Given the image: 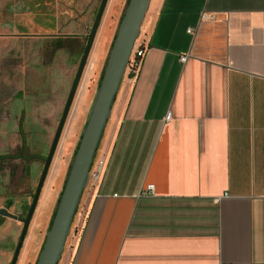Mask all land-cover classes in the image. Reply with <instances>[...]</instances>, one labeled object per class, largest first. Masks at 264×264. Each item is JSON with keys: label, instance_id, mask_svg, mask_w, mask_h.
I'll use <instances>...</instances> for the list:
<instances>
[{"label": "crops", "instance_id": "obj_1", "mask_svg": "<svg viewBox=\"0 0 264 264\" xmlns=\"http://www.w3.org/2000/svg\"><path fill=\"white\" fill-rule=\"evenodd\" d=\"M122 2L108 1L93 67ZM33 10L34 0H0V68L20 56L26 89L34 77ZM142 34V69L123 78L99 146L102 181L83 193L59 264H264V0H152ZM16 106L0 110V150L7 146L0 155L20 149L24 159L34 104L21 116ZM47 181L36 217L47 207L51 222L64 188ZM148 184L155 194H142ZM19 198L18 213L29 196ZM7 200L0 208L15 209ZM11 221L0 264H10L23 227ZM27 251L19 264L32 262Z\"/></svg>", "mask_w": 264, "mask_h": 264}, {"label": "rangeland", "instance_id": "obj_2", "mask_svg": "<svg viewBox=\"0 0 264 264\" xmlns=\"http://www.w3.org/2000/svg\"><path fill=\"white\" fill-rule=\"evenodd\" d=\"M35 3L33 85L28 86V89L21 87L23 86V80H25L23 77L25 78V75L23 76L20 69L22 63L20 56L13 54L12 64L14 66L10 64V60H5L4 62L7 66L0 68V110H3V105H10V102L13 100L18 106H16V114L21 116L23 109L28 110L29 108L31 110L30 103L33 102L34 104V113L31 114L30 112L25 120V131L29 147L24 152V159L20 158V149H15L16 151L13 149L14 153L9 151L5 155H0V202L5 203V200L8 199L6 204L9 205L11 201H16V208H11L10 212L21 217H26L27 215L28 206H30L32 201L43 171L44 160L49 153L52 143L47 142L46 136L49 135L51 141L54 138L101 0H35ZM127 4L128 0L122 2L120 10L114 12L110 23L108 22L106 26L105 32L109 33V40L106 44V37H103V42L99 46V52L97 54V65L93 67L90 59L87 61L47 176V179L53 177V183L60 191L66 183L77 146L82 137L83 129L86 126L96 91L100 85L101 77ZM142 38L143 34L137 40V44L142 41ZM100 61L101 64L99 65ZM11 78L19 81L20 86L17 88L11 87L9 85ZM82 89H86V92L81 101L80 94ZM27 95L29 97H26ZM85 105L87 106L84 110ZM3 128L5 132L9 129H6L5 126ZM5 140L7 138L3 137V141ZM6 149L7 146L4 144L0 152L3 153ZM99 155L100 152L98 151ZM67 156L68 160L66 161ZM61 159L65 163H59ZM9 175L10 179L7 177ZM23 194L28 195L29 199L27 205L23 206L22 211L18 213L20 211L21 201L17 203V199H20L19 197ZM60 196L61 193L59 198ZM9 198L11 201H9ZM58 202L56 203L55 210L57 209ZM81 203L82 199L74 217L71 233L67 238L66 245L73 236L76 227L75 221L80 211ZM37 208L38 204L34 212L35 216H33L36 220L38 218V222L34 225L35 219L33 218L22 246L23 250L27 247V261H32L30 264H36L37 247L45 239L44 237L51 223L48 218L47 207L39 217H36ZM7 219L10 222L9 224H5L3 227L0 225L1 246H3L4 240V245H6L7 240L10 238L8 237L9 234H6L12 228L11 224L13 221L11 220L13 218L0 217V222ZM14 223L17 227V222L14 221ZM2 230L6 232L2 234ZM31 234L32 238L29 240V235ZM22 249L17 264L20 263ZM3 261L4 258L0 254V263Z\"/></svg>", "mask_w": 264, "mask_h": 264}, {"label": "water", "instance_id": "obj_3", "mask_svg": "<svg viewBox=\"0 0 264 264\" xmlns=\"http://www.w3.org/2000/svg\"><path fill=\"white\" fill-rule=\"evenodd\" d=\"M108 1L109 0H101L97 10L49 153L44 160L43 171L26 217H20L10 212L7 208H0V215L23 222V227L10 264H17L20 251L58 148ZM151 1L152 0H128L126 10L120 21L117 34L109 53L100 85L96 91L86 126L83 129L79 146L75 153L64 189L61 193L51 227L46 234L36 264H59L62 259L67 238L71 233L74 217L80 205L84 190L89 184L91 167L99 150L107 123L111 118L116 96L121 82L126 75V69L130 62L135 43L141 35L142 25L150 8Z\"/></svg>", "mask_w": 264, "mask_h": 264}, {"label": "built area", "instance_id": "obj_4", "mask_svg": "<svg viewBox=\"0 0 264 264\" xmlns=\"http://www.w3.org/2000/svg\"><path fill=\"white\" fill-rule=\"evenodd\" d=\"M204 17H207V16L204 15ZM190 31H192V29H190ZM147 50H148V42H146L145 39L142 38V41L139 44H137V41H136L135 47L131 54L130 62L126 69V75L130 76L133 79H136L139 76ZM187 57H188L187 55H183L181 57V60L186 61ZM171 117H172V114L171 112H169L166 116V119L170 120ZM105 167H106L105 156L98 158V152H97L94 163L91 167L90 180H89L88 187L96 188L99 186L103 178ZM142 194L144 195L155 194V185L148 184L146 188L142 191Z\"/></svg>", "mask_w": 264, "mask_h": 264}, {"label": "trees", "instance_id": "obj_5", "mask_svg": "<svg viewBox=\"0 0 264 264\" xmlns=\"http://www.w3.org/2000/svg\"><path fill=\"white\" fill-rule=\"evenodd\" d=\"M98 10V9H97ZM103 76V75H102ZM101 79H102V77H101ZM78 146H79V144H78ZM78 146H77V148H78ZM77 151V150H76ZM65 186V185H64ZM60 199V198H59ZM28 208H29V206H28ZM77 211H78V209H77ZM55 212H56V210H55ZM77 213V212H76ZM54 215H55V213H54ZM54 217V216H53ZM52 221H53V219H52ZM52 221H51V223H50V226H49V228L51 227V224H52Z\"/></svg>", "mask_w": 264, "mask_h": 264}, {"label": "flooded vegetation", "instance_id": "obj_6", "mask_svg": "<svg viewBox=\"0 0 264 264\" xmlns=\"http://www.w3.org/2000/svg\"><path fill=\"white\" fill-rule=\"evenodd\" d=\"M35 8H36V3H35V0H34V15H35Z\"/></svg>", "mask_w": 264, "mask_h": 264}]
</instances>
